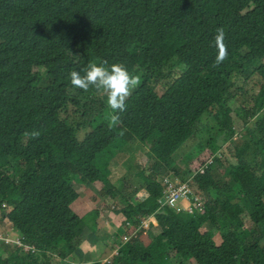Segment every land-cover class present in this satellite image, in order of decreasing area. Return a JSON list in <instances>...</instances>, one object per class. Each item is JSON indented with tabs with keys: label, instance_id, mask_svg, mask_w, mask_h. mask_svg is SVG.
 Instances as JSON below:
<instances>
[{
	"label": "trees",
	"instance_id": "obj_1",
	"mask_svg": "<svg viewBox=\"0 0 264 264\" xmlns=\"http://www.w3.org/2000/svg\"><path fill=\"white\" fill-rule=\"evenodd\" d=\"M219 27L229 55L214 67ZM102 61L140 77L111 128L101 93L69 80ZM210 113L230 148L182 176L175 157ZM135 147L148 163L131 169L138 186L118 188L113 166ZM169 178L189 183L204 213L162 209ZM75 183L102 185L125 217L114 240L132 227L152 240L122 241L106 264H264V0H0V232L20 238L0 240V264H80L79 239L97 225L73 210Z\"/></svg>",
	"mask_w": 264,
	"mask_h": 264
},
{
	"label": "rangeland",
	"instance_id": "obj_2",
	"mask_svg": "<svg viewBox=\"0 0 264 264\" xmlns=\"http://www.w3.org/2000/svg\"><path fill=\"white\" fill-rule=\"evenodd\" d=\"M173 72L179 71L180 66L173 63L172 65ZM172 71L171 69H167L165 72L164 79L160 82L161 84H165V78L169 77V72ZM172 73V72H171ZM171 81V80H170ZM159 92L161 93L162 89L160 87ZM245 91L248 93L249 98L253 94L258 92V88L253 85H246ZM100 98H102L106 103V97L101 93ZM242 100L240 98L239 102ZM247 101V100H246ZM246 103L245 105H248ZM240 105V104H239ZM232 121L235 128V131H238L239 138L244 133L243 132V122L242 119L239 118L235 113L232 115ZM197 137L195 140L190 141L188 145H186L183 150L177 154L175 157V161L177 163V168L181 171L182 176L185 175L188 168H193L198 172L203 171L208 164H210L216 156L222 154V150L229 147L230 142L225 139V135L220 132V129L217 127V123L214 118V113L207 114L201 120L198 125L197 129ZM209 144L211 143V147H209L203 154L195 159H190V154L192 150L200 143ZM227 144V146H226ZM224 147V148H223ZM222 148V149H221ZM228 157L232 159L231 154L228 152ZM148 163L147 157H145L142 150L138 148H134L131 155L128 157H124L118 161L113 166V182L116 184L118 188H125L128 184H133L134 186H138L139 182L136 178L132 175L131 169L135 166H146ZM171 179H178V178H171ZM182 181V179H179ZM74 187L80 194V199L73 205V210L81 217V218H93L96 221L97 225V232L91 231V229H87L81 239H79V243L77 244V250L83 253L78 255L76 253L77 259L84 264L91 262H102V264H106L110 261L111 257L115 255L118 248H120L123 244V239H113L116 235H118L119 230L125 226V217L117 211L115 208V203L111 199H106L101 195L102 185H95L90 186L87 189H84L83 186L75 183ZM99 212V217H97L96 213ZM1 217V214H0ZM91 219V220H93ZM250 217L247 215L245 220L248 223ZM132 234L133 231L129 230ZM203 232H210L211 234H215L210 227L205 226L203 227ZM10 230H5L4 232H0V238L6 239L8 242L13 244H19L20 238L11 233ZM160 231L156 230L154 235H159ZM135 234L128 236L129 237H139L142 242L149 246L152 242L151 238L149 237L148 233H138L136 236ZM140 235V236H139ZM131 238V239H132ZM220 238V237H218ZM130 239V241H131ZM98 240L103 241L106 243L103 248L93 247L94 243ZM95 241V242H94ZM123 241V242H122ZM94 242V243H93ZM220 242V240L218 241ZM103 246V245H101ZM106 247H109L106 249ZM100 252H99V251ZM77 251V252H78ZM89 258V259H86ZM77 264V263H75Z\"/></svg>",
	"mask_w": 264,
	"mask_h": 264
},
{
	"label": "clouds",
	"instance_id": "obj_3",
	"mask_svg": "<svg viewBox=\"0 0 264 264\" xmlns=\"http://www.w3.org/2000/svg\"><path fill=\"white\" fill-rule=\"evenodd\" d=\"M225 41L226 33L224 28H217L214 37V47L217 53L213 65L214 67L220 66L228 59V45ZM106 65V61H102L99 64L89 62L83 72L71 71L69 73V80L74 90L86 93L89 92L90 89H95L98 93H102L106 97V106L110 110L108 114V124L111 128L122 123L121 116L127 111L126 102L137 88L140 77L131 72L123 63H114L110 66ZM25 134L32 137L39 136V132L35 131ZM128 230L131 229L129 228ZM132 230H134V227H132ZM131 235L132 234L128 236ZM124 243L127 242L125 241ZM117 253L118 250L115 254Z\"/></svg>",
	"mask_w": 264,
	"mask_h": 264
},
{
	"label": "built area",
	"instance_id": "obj_4",
	"mask_svg": "<svg viewBox=\"0 0 264 264\" xmlns=\"http://www.w3.org/2000/svg\"><path fill=\"white\" fill-rule=\"evenodd\" d=\"M201 172L203 173L204 170ZM166 185L167 189L164 193V197L159 202L162 209L169 207L172 209H177L179 211L183 210L189 214L204 213V202L199 196L195 194L194 190L192 189L189 183L182 182L179 179L169 178L166 180ZM185 202L188 203V205L185 206ZM150 221L155 225L157 224L154 219H151ZM151 223H146L145 228L148 229ZM130 239L131 238L126 237L125 241L129 242ZM0 240L2 239L0 238Z\"/></svg>",
	"mask_w": 264,
	"mask_h": 264
},
{
	"label": "crops",
	"instance_id": "obj_5",
	"mask_svg": "<svg viewBox=\"0 0 264 264\" xmlns=\"http://www.w3.org/2000/svg\"><path fill=\"white\" fill-rule=\"evenodd\" d=\"M184 205L186 206V205H188V203L185 202ZM94 242H95V241H94ZM94 242H93V243H94ZM105 244H106V243H104L103 241L98 240V241H96V242L94 243V246H93V247H97V248L99 249V248H103L104 246H107V245H105ZM101 245H103V246H101ZM107 248H109V247H106V249H107ZM98 251H99V250H98ZM99 252H100V251H99ZM77 253H78V255H80V254L83 255V253H82L81 251H78ZM86 259H89V258H86ZM89 260H90V259H89ZM93 260H94V259H93ZM93 260H92V261H93ZM90 261H91V260H90ZM92 261H91V262H92ZM79 262H80V261H79ZM91 262H89V263H91ZM98 262H100V261H98ZM80 264H83V263L80 262ZM84 264H85V262H84ZM86 264H87V263H86Z\"/></svg>",
	"mask_w": 264,
	"mask_h": 264
}]
</instances>
